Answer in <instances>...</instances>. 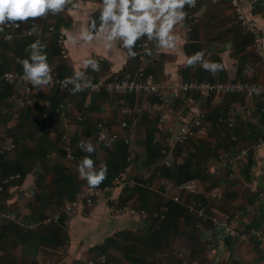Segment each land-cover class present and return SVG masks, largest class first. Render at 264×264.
Returning a JSON list of instances; mask_svg holds the SVG:
<instances>
[{
  "label": "crops",
  "instance_id": "1",
  "mask_svg": "<svg viewBox=\"0 0 264 264\" xmlns=\"http://www.w3.org/2000/svg\"><path fill=\"white\" fill-rule=\"evenodd\" d=\"M246 10L247 18L256 26L264 45V0H239ZM73 5L78 7L73 8ZM252 6L254 9H252ZM69 8H73L71 12ZM102 10L100 0H73L65 11L47 14L45 17L18 21L19 29L11 32L12 39L5 41L0 31V71L23 73L19 59H26L28 45L35 41L26 30L34 22L44 30L41 42L52 67V75L65 79L75 72H84L92 78L105 80L112 76L133 78L139 68L152 74L161 82L168 95L166 101L153 96L128 95L125 103L132 115L125 118L128 127H120L124 119L117 110H110L117 98L105 94H73L72 86L66 90L42 86L30 92V102L19 107L23 89L15 84L0 83V133L14 141L15 148L4 159L12 167L22 170L21 179L0 193V205L12 214L13 220L0 219V260L4 264H89L96 261V252L103 250L108 261L114 264H179L178 253L184 252L189 261L198 264H264V242L250 234L251 230L264 235V147L254 150L256 141L264 139V99L252 100L245 95L202 98L199 95L175 94L178 85L188 81L247 80L264 84V64L258 59L250 35L239 27L229 0H201L198 22L187 34L182 23L173 28L178 40L172 48H157L153 42L147 60L137 55L130 58L122 41L106 48L99 41L76 40L82 27L96 21ZM186 11V5L184 8ZM49 27L53 32H47ZM61 28L67 29L61 32ZM9 32V31H8ZM62 33L67 57L62 58L57 46V34ZM198 51L205 52V60L219 64L215 71H205L201 63L188 64V58ZM95 60L99 71L85 66L86 60ZM157 116L165 122L158 124V117L148 115V109H157ZM252 109L248 123L237 121L234 128L217 123L226 118L228 112ZM198 113L205 114L203 126L187 147H177L174 164H190L191 179L197 185L196 200L203 203L212 217L222 214H237L241 209L249 212L235 223L237 236H218L209 220L196 221L186 209L168 201L162 195V172L159 160L145 164L146 151L143 146L147 130L154 129V138L170 129L175 118L191 121ZM17 120H13L14 115ZM84 116L81 129L76 128V118ZM164 120V119H163ZM104 123L108 136L98 143L96 125ZM8 126L10 128H8ZM70 137L74 160L66 158L62 135ZM116 135L113 139L111 135ZM140 141L134 147L132 160L123 172L124 186L114 191V196L136 209L149 214L163 207L166 218L145 221L111 214L105 200H99L90 208L64 215L58 224H43L52 209L66 198V189L71 184H58L56 171L74 183V188L86 184L81 179L78 166L88 153L81 150L82 140L91 141L96 147L91 158L97 170L105 164L114 141ZM236 137L235 143L232 137ZM43 143V145H41ZM248 148L249 155L236 177L226 168L222 177L215 179L209 167L222 152ZM8 170L0 167V176ZM16 174V173H13ZM126 178V179H127ZM189 181V180H188ZM219 191L218 201L210 193ZM177 195V192H174ZM190 197H184L188 201ZM14 259V260H13ZM19 259V260H18ZM18 260V261H17ZM98 264V263H94Z\"/></svg>",
  "mask_w": 264,
  "mask_h": 264
},
{
  "label": "built area",
  "instance_id": "2",
  "mask_svg": "<svg viewBox=\"0 0 264 264\" xmlns=\"http://www.w3.org/2000/svg\"><path fill=\"white\" fill-rule=\"evenodd\" d=\"M102 1V0H100ZM231 7L234 10L235 19L242 29L250 35L252 45L254 46L255 52L258 56V59L264 64V45L262 43V37L259 34L256 26L251 24L247 18L246 10L243 8L239 0H229ZM201 7V0H196L194 7L186 5L187 16L184 21L181 22L185 33H191L195 25L198 22V15ZM252 9L254 7L252 6ZM7 31L2 34V39L5 41H10L11 39H6L5 37L11 36V32L16 31L19 28L5 27ZM31 30V31H29ZM41 28L38 27L34 22L31 23V26L26 30L27 36L34 37L36 40H41L42 32ZM9 31V32H8ZM49 32H53V28H48ZM57 46L59 49V54L62 58L67 57L66 48L64 44L63 34L60 32L57 34ZM153 40H149L147 37H143L136 43V50L138 52V57L141 61L147 60L152 52ZM88 78L91 80V87L86 88L83 92L88 94H105L110 97H116L117 101L115 105L110 106V110H117L119 114L124 117L120 122V127L125 129L128 127L127 121L125 118L130 117L133 113L130 108L126 106L125 97L128 95H141V96H153L158 101H166L168 95L165 92L164 85L157 81L152 74L146 73L144 68H139L136 75L133 78L130 77H119L117 75L112 76L110 79L105 80L102 77L92 78L89 74L85 73ZM53 76V75H52ZM23 73L16 72H2L0 71V83L6 84H15L23 89V97L19 102V107H23L30 102L29 93L36 89L37 87L32 86L30 83L22 79ZM65 79H59L53 76V80L47 86L53 87L57 86L61 90H66L68 87L72 86L71 84L65 85L63 83ZM73 87V86H72ZM175 94L181 95H199L202 98L209 99L212 97H224L229 95H245L252 100L264 99V84L258 85L257 83H252L247 80H236V81H218L217 83H209L205 81H188L178 85L175 89ZM167 97V98H166ZM157 109H148L147 113L153 118L158 117V124L162 125L166 121L164 116H157ZM252 109H243L239 112H228L226 118H218L217 123L224 124L228 128H234L237 121L242 123H248L251 120V115L253 114ZM261 112L264 113V108L261 109ZM18 116L14 115V121L17 120ZM206 118L205 114L198 113L194 119L191 121H185L180 116L175 118L171 124L169 130H167L163 135L156 136L152 143L157 145L159 148V154L162 157L161 166L165 169H170L174 165V151L177 147L188 148L187 144L192 138L197 134L196 130L200 129L203 126V121ZM164 119V120H163ZM85 120V117L80 115L76 118V128L78 131L81 129V123ZM103 122L96 125V136L98 143L102 142L107 134V130L103 127ZM8 128H10L8 126ZM113 139L116 138V135L112 134ZM69 136L66 132L62 135V142L64 145V152L66 158L70 161L74 160V154L70 145ZM237 140L236 137H232V142L235 143ZM128 146L129 157L127 162H131L134 146L133 141H131V136L123 141ZM264 147V139L256 141L252 149L261 150ZM15 148V145L12 142V139L7 137L5 134L0 133V154L4 152H10ZM190 152L194 153V147L188 148ZM249 155L248 148H236L235 150L229 152H222L219 155V158L213 162L209 167L210 175L214 176L215 179L222 177V172L226 168L230 170L232 177H236L237 173L240 171L242 164ZM160 173H157L159 176ZM21 176L19 174H10L2 177L0 181V193L12 185L13 183L19 181ZM125 177L123 174L114 178L110 184L105 186H89L81 185L75 192L72 199L64 198L62 199L52 211L46 215L43 220V224H58L62 216L70 215L77 212L79 209L90 208L99 200H105L108 204L109 210L112 215L118 217H131L141 219L145 221L148 217L152 218L155 221H163L166 218L165 210L163 207H160L158 210L153 211L151 214L146 212L143 209H136L131 206L129 203L122 204L120 199L114 196V191L120 189L124 186ZM162 195L173 203L183 206L187 212L193 216L199 222L203 220H209L212 224L213 230L218 236L224 237L225 235L238 237L235 231V223L238 221L239 217L248 213V209H241L237 214H222L218 217H212L208 214L206 206L200 203L195 199L197 195V185L193 180L183 182L181 184H174L168 179L162 180ZM174 192L178 194L175 195ZM184 197H190L188 201H184ZM210 197L218 201L221 198V193L219 191H214L210 193ZM0 219L13 220V216L10 212L2 209L0 205ZM255 238L264 242L263 233L256 232V230L250 231ZM240 238V237H238ZM179 264H198L194 261H189L187 255L184 252L178 253ZM89 264H114L113 262L108 261L104 254L100 251L96 252V261H89Z\"/></svg>",
  "mask_w": 264,
  "mask_h": 264
},
{
  "label": "clouds",
  "instance_id": "3",
  "mask_svg": "<svg viewBox=\"0 0 264 264\" xmlns=\"http://www.w3.org/2000/svg\"><path fill=\"white\" fill-rule=\"evenodd\" d=\"M72 3L73 0H0V26L19 28L18 21L28 22L30 19L45 17L49 13L59 14ZM195 4L196 0H102L99 26L97 27L96 21H92L90 26L82 27L72 39L73 42L83 40L86 43L96 40L109 49L115 42L122 41V47L128 50L127 55L130 58L137 55L134 49L137 41L143 37L155 41L157 48H172L178 40L173 35L174 26L183 22L187 16L185 5L194 7ZM75 7L78 5H73V8ZM73 8L68 11L71 12ZM3 27H0V31H3ZM66 31L68 30L61 28L62 33ZM5 38L12 39L10 35ZM45 48L46 45L36 40L26 49L30 56L26 59L18 58L17 61L23 68L22 79L34 87L46 86L53 80L52 67ZM204 57L205 52L198 51L190 56L187 62L190 66L201 63L205 71L215 72L221 67L205 60ZM84 63L93 71L100 70V65L95 60L89 59ZM63 83L73 86V94L92 86L91 80L84 72H75L73 76L65 78ZM79 147L89 154L79 163L80 178L86 179L90 186L96 187L107 178V166L98 170L95 167L91 154L95 152L96 147L91 141L82 140Z\"/></svg>",
  "mask_w": 264,
  "mask_h": 264
},
{
  "label": "trees",
  "instance_id": "4",
  "mask_svg": "<svg viewBox=\"0 0 264 264\" xmlns=\"http://www.w3.org/2000/svg\"><path fill=\"white\" fill-rule=\"evenodd\" d=\"M47 32H49L48 29H47ZM43 34H45L44 30L42 31V35ZM53 87L57 88V86H53ZM33 90H35V89H33ZM29 95H30V93H29ZM153 133H154L153 127L149 128V130H147L145 139L143 141V146H144V149H145L146 154H147L145 157V164L146 165H150L151 163L159 160L161 157V155L159 154L158 146L152 143V141L154 139ZM12 142L14 144V141H12ZM41 145H43V143ZM12 151L4 152L3 154H0V167H4L8 170L6 173H3L0 176V181H1L2 177L7 176V175H10L13 173H16V174L19 173V174L23 175V173H24L22 170H19L16 167H12V163L7 162L8 160L5 161L4 157L8 153H11ZM106 151L108 152V155H107L108 158H107V160L103 166H105V165L107 166V169H108L107 178L98 186H105V185L110 184L114 178L123 174L126 167L128 166L127 158L129 157V151H128V146L123 141H114L111 149L107 148ZM185 162L180 164V165L174 164L171 169H164L162 172H160V175L163 178L170 180L174 184H181L183 182H186L188 180L193 179L194 175H192L190 173V164L185 163ZM55 171H56V179H58L56 182H58V184H59V182L61 185L65 184V183L71 184L69 186V189L65 190V193L67 194L66 198L72 199L78 188L77 187L74 188V183L72 185V183L70 182V179L65 178L61 174V170H55ZM85 185H89L88 182H86ZM121 199H120V202L122 204H124L125 201L121 200ZM100 252L104 253L103 250H101V249H100Z\"/></svg>",
  "mask_w": 264,
  "mask_h": 264
},
{
  "label": "rangeland",
  "instance_id": "5",
  "mask_svg": "<svg viewBox=\"0 0 264 264\" xmlns=\"http://www.w3.org/2000/svg\"><path fill=\"white\" fill-rule=\"evenodd\" d=\"M139 143H140V141H134V144H135L134 146L136 147ZM136 149H137V147H136ZM126 178H127V177H125V181H128V178H127V179H126ZM128 182H129V181H128ZM13 260H14V259H13ZM18 260H19V259H18ZM18 260H17V261H18ZM4 261H5L4 259H1V260H0V264H4Z\"/></svg>",
  "mask_w": 264,
  "mask_h": 264
}]
</instances>
